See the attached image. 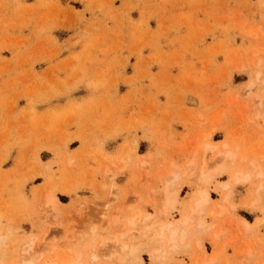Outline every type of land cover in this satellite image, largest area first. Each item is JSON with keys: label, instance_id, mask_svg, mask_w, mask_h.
<instances>
[{"label": "rangeland", "instance_id": "rangeland-1", "mask_svg": "<svg viewBox=\"0 0 264 264\" xmlns=\"http://www.w3.org/2000/svg\"><path fill=\"white\" fill-rule=\"evenodd\" d=\"M263 68L264 0H0V264L31 250L39 263L139 264L114 254L135 242L137 210L151 214L135 233L142 264H264V187L245 205L264 186L249 162L264 172ZM224 141L252 175L228 203L229 176L206 185L196 167L202 156L225 165L212 158ZM174 165L183 188L170 221L197 189L212 202L208 228L165 261L152 256L165 223L156 204Z\"/></svg>", "mask_w": 264, "mask_h": 264}, {"label": "bare ground", "instance_id": "bare-ground-1", "mask_svg": "<svg viewBox=\"0 0 264 264\" xmlns=\"http://www.w3.org/2000/svg\"><path fill=\"white\" fill-rule=\"evenodd\" d=\"M258 62H260V60ZM257 68L259 69V67H257ZM261 72L262 71H259V70L256 72V77H257V79H255L256 81L258 80V78H260V81L262 79H264V77L261 78L262 77V73L264 71L262 73ZM253 74H255V73H253ZM261 83L263 84L264 82L261 81ZM249 85L253 86L254 84L253 85L249 84ZM263 101L264 100H262V102ZM257 106H259V105L257 104ZM204 136L206 138H209V137L211 138L210 134H208V135L205 134ZM205 143H207V142H205ZM214 148H217V145H210L209 143H207L206 147H205V152H207L210 149H214ZM217 152H219V153L214 154L212 156V158H213V160L215 159V157H216V159H218L217 156L218 157L220 156L222 158V155H223V157H224V162L223 163H225V165H223L222 167L221 166H219V167L218 166H213V163H211L212 160H209V162L210 161L211 162L207 163L208 161H206L207 160L206 156H205L206 159H204L203 156L201 157V160L203 159L202 163L200 162L201 160L199 158L200 161L198 160L197 165L201 164L200 166H196L195 164L194 165L196 167H199L198 168V175H197L198 180L203 181L206 185H209L215 178H217V176H221V175H225V174L229 176V179H228L227 182L220 184L221 187L224 190V193L222 194V197H221V202L228 203L230 198H231V196L233 195V193L235 191L234 185H236V184H238L240 182L244 183L252 175H250L249 173H246V172H244L242 170L235 169L236 165L234 163V160L237 157L234 159V156H235L234 155V151L232 152L230 150L228 141H224V142L220 143V150H218ZM220 153L222 155H218ZM191 157H192V155H191ZM195 159H197V158H195ZM237 159H239V158H237ZM241 159L245 160V157H241ZM254 159L255 158H252L249 162L251 164H253L255 166V168L257 169V176H258L257 178L259 179L260 177L264 176V172L261 171L259 166L255 164ZM188 161L186 163H191V162H188ZM190 161H194V159L191 158ZM237 162L239 163V161H237ZM246 163H247V161H246ZM142 164H145V163L142 162ZM210 164H212V165H210ZM192 165L193 164H191V166H189V167H191V169H192ZM208 165H209V167L210 166H213V167L209 168V167H207ZM174 166H172L173 170L171 169L170 171H168L169 174L167 173L168 178L166 179V181H165L166 183H164L165 186L162 189L163 190L162 200L159 203L156 204V206H157V214H158L159 217H162L165 220V223L162 226L161 230L159 228V232L160 233H159L157 241L161 245V247L155 249L152 252V256L155 257L156 259H162V260L171 259L172 258L171 252L172 253H177V252L180 251V249L188 248L190 246L188 244V237H189V235L192 232L200 231V230H206L208 228L207 227V222H206V210H207V207L209 206V204L212 202V197L210 195V192H209L208 188L197 187V188H200V189H197L195 191V193L193 192L194 194H193V197H192L191 202H190V208H188V210H186L187 212L182 215V217L180 218V221L177 224H174L172 221H170L169 217L172 214V210L176 208V204H177V202L179 200V196H180L181 190L183 188V183L180 182L181 174L178 173L177 170H174V168L177 167L176 165H174ZM123 167H124V165H123ZM186 167L188 168V166H186ZM241 167H244V166H241ZM177 169H179V168L177 167ZM253 170H254V168H253ZM194 172H195V168H194ZM250 172H251V170H250ZM187 174H189V173H187ZM185 176H186V174H185ZM192 181H193V179H192ZM254 183H256V182H254ZM259 183H261V182H259ZM262 183L264 184V182H262ZM220 185H219V187H220ZM260 186L257 187V189L255 191V193H256L255 198L252 201H250L249 204L246 202V204H245V205H247L246 207L249 206L251 208V207L257 206L258 204L261 203L262 197H261L260 194H261V189L264 186H262V187H260ZM250 187H252V186H250ZM253 188L254 187H252V190H253ZM49 189H50V187H49ZM45 194H47V198L45 199L44 203H47V205L50 207V211H51V209L53 211H59L60 207H62L61 206L62 204H61V201L58 199L57 195L54 192H52V191L49 192V193L47 191V193H45ZM229 205H230V203L228 204V206ZM229 207L233 208L234 205L231 204ZM130 208H131V206H130ZM222 208L223 207L221 205L220 212H223ZM260 208L258 210H262ZM263 210H264V208H263ZM253 211H254V209H253ZM120 213H123V212H120ZM144 215H143L142 210H137L135 212V214H134V217L130 218V220L128 219V225L131 226V228L133 230L131 232V234H134L133 237H134L135 242H133V244H127V243H123V242L119 241L118 244H117V248H115L116 252L114 254H115V256H117V257H115V260L117 258V260L123 261L128 256H130V257L134 256L135 259L138 261L137 263L142 264V257L139 254V247H138V244H136V240L137 239L139 240V237L140 238L143 237L144 231L143 230H142L143 232L142 231H138L139 237L136 236L137 234H135V233H136V230H137V223H139V222L144 223V222H146L147 220H149L151 218V214H148V215H145V216ZM117 217H116V219L114 218V224L117 223V219H118ZM109 222L112 223V221H109ZM262 222H264V216H263V219H257L255 224L256 225H262L261 224ZM118 223H119V220H118ZM241 224H242V228H244V231L245 230H247V231L251 230L252 231V229H251L252 227H250L251 223L248 220L241 219ZM122 236H124V234H122ZM4 240H5V234H3V232H2V233H0V245L2 244V241H4ZM140 241H142V240H140ZM28 243H30V244H28ZM28 243H27L28 245H26L27 249L29 247V249L31 250L32 243L31 242H28ZM196 246L198 247V249L204 250V248H203L204 245L202 244L201 240H197ZM247 251H246L247 252L246 254H249L250 253V248L247 249ZM35 252H32V250H31V252H30L31 254H29V257L28 258H24L23 260L21 259L20 260L21 262H19L17 264H63V263H61L60 258H58L59 260H57V258H56V260H53V261H46V262H43V263H39L37 261L38 257L35 256V254H37V252L36 253ZM25 253L27 255V253H29V250H24L23 254L25 255ZM218 253L220 254V252H218ZM218 253L215 254L216 257L219 255ZM215 255L213 257V260H215L214 258H216ZM39 256H41V255H39ZM131 259H132V257H131ZM40 261L42 262V260H40ZM76 262H77V260H76ZM210 262H212V260H210ZM0 263H1V261H0ZM70 264H74V262H72ZM120 264H122V263H120Z\"/></svg>", "mask_w": 264, "mask_h": 264}]
</instances>
